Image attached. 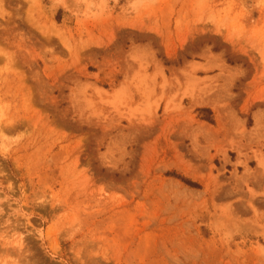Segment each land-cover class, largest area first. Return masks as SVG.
<instances>
[{"label": "rangeland", "instance_id": "374dc122", "mask_svg": "<svg viewBox=\"0 0 264 264\" xmlns=\"http://www.w3.org/2000/svg\"><path fill=\"white\" fill-rule=\"evenodd\" d=\"M0 264H264V0H0Z\"/></svg>", "mask_w": 264, "mask_h": 264}, {"label": "trees", "instance_id": "16d2710c", "mask_svg": "<svg viewBox=\"0 0 264 264\" xmlns=\"http://www.w3.org/2000/svg\"><path fill=\"white\" fill-rule=\"evenodd\" d=\"M185 181L188 182L187 180H185ZM188 183L192 184L191 182H188Z\"/></svg>", "mask_w": 264, "mask_h": 264}]
</instances>
